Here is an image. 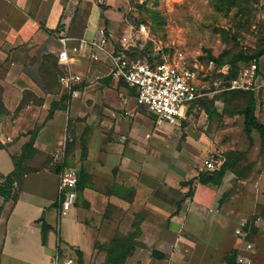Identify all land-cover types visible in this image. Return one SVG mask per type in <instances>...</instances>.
<instances>
[{"label": "rangeland", "instance_id": "1", "mask_svg": "<svg viewBox=\"0 0 264 264\" xmlns=\"http://www.w3.org/2000/svg\"><path fill=\"white\" fill-rule=\"evenodd\" d=\"M90 4L91 7H99V15L103 18L102 25H106L112 44L117 49L125 50L134 59L153 60L179 55L192 59L203 56L213 58L218 66H238L242 62H248L240 56H253L264 49V0H91ZM108 14H111V20H114L112 26H109ZM143 24L146 26L145 32L141 30ZM259 59L264 79V53ZM110 65L108 62L107 66ZM81 69L83 73H90L91 70L89 66ZM37 71L45 84L46 94L24 93L13 105L17 108L12 112L7 108V103L11 104V96L5 95L4 87L0 84V136L1 132H7L5 124L8 120L20 119L23 113L27 112V106H41L47 92L59 98L66 95L62 94V86L58 81L61 68L57 58H45L33 75L37 74ZM6 75V72H1L0 79L4 80ZM84 76L85 80L78 87L95 84L94 97L104 100L106 106H115L119 101V106H136L135 91L123 80H119L117 86H113L111 81L103 86L97 85L99 80H88L86 74ZM110 76L112 77L111 74ZM72 98V95L71 98H65L61 107L69 106ZM95 104L91 106H105ZM244 104L243 94L223 96L215 102L216 111L212 115L207 111L206 116L198 115L193 122H188L180 128L168 123H164L161 128L156 127L153 123L155 115L145 107L138 109L142 113L141 118L153 125L147 129L150 130L147 132V139L156 141L153 153L156 154V168L165 176L163 179L170 185L174 182H192L186 186L185 194L189 195L176 206V214L184 217L187 226L180 231L181 237L172 239L175 248L184 253L186 264H225L226 258L231 257L230 253L234 248V239L228 233L231 225L246 223L252 226L251 230L254 231L257 218L264 215V141L257 131L247 135ZM42 114L43 112H39L38 116L42 117ZM44 114L46 117L47 111ZM38 124H35L33 129L29 128L28 133L22 132L19 136L30 135L31 138L36 133L37 137L40 130ZM66 124L65 129L60 130V151H52V159H49L48 155L45 160V155L39 154L33 147L28 148L26 152L25 171H37L46 161L52 162L49 166L50 178L45 186H39L40 189H45L48 196L55 195L58 176L56 168L59 164L76 169L73 164L74 151L78 142L82 146L81 142L86 134H77V124L73 119H69ZM209 157L217 160L220 168L225 162L228 163V168L222 171L223 173L215 172L214 178L219 180L216 184L203 182L205 173L208 172L203 168V162ZM29 163H37L38 169L29 166ZM23 179L24 176L14 183L11 193L14 189L19 190ZM2 182L4 178L0 177V186ZM35 183H39V177L31 174L26 184L31 188ZM116 188L125 195L126 202L131 200L129 194L123 193V188H126L124 185L115 186L114 190L120 193ZM5 194L0 193V200L4 203L7 202ZM57 197L59 200V194ZM4 203H0V215ZM81 203L87 207L86 203ZM127 204L116 208L115 204L110 203L108 212L117 209L124 214ZM30 212L29 209L26 210L27 214ZM21 215L19 211L16 216L19 219L13 222V226L21 223ZM73 218L74 207L63 217L58 212L53 236L55 244L52 247L49 244L50 233L45 244L50 246L51 250L42 246V233L35 224L29 223L22 234L12 232L7 239L9 252L3 256L2 264H57L58 261H63L65 257L73 254V246L67 247L63 243L60 226L64 237L66 226L71 225L68 221ZM134 232L135 230L131 234ZM256 233L257 230L252 237L259 244V249L263 250L261 236ZM165 242L168 243V240ZM96 245L99 248L98 242ZM140 247H136L125 264L147 263V254H151L152 248L145 247L148 250L144 251L143 255H134ZM100 250L104 254L93 253L86 260L82 257V263L78 254L77 264L102 263L106 251L103 247H100ZM46 253H50V257ZM261 260L264 261V256ZM157 264H169V258L165 257ZM252 264L259 262L257 260Z\"/></svg>", "mask_w": 264, "mask_h": 264}, {"label": "crops", "instance_id": "2", "mask_svg": "<svg viewBox=\"0 0 264 264\" xmlns=\"http://www.w3.org/2000/svg\"><path fill=\"white\" fill-rule=\"evenodd\" d=\"M90 1L0 0V74L3 71L7 73L4 80L0 79V84L4 87L5 95L11 96V104L7 103L9 111L12 112L17 108L13 105L24 93L46 94L42 77L38 71L37 74L33 75V73L39 69L45 58H57L60 44L54 33L62 24L68 27L71 36L89 39L96 37L100 27H106L102 25L103 18L99 15L101 13L99 7L96 5L91 7ZM108 15L109 26H112L114 20H111V14ZM107 63V60L95 62L83 57L76 61L75 68L83 73L81 68L89 66L90 73H83L88 80L97 79L99 80L97 85L103 86L111 81L113 86H117L119 80L110 76V67ZM59 67L61 68L60 65ZM78 86L75 87L76 94L62 87V94L66 93L64 95L66 98L73 96L69 106L61 107L63 96L59 98L47 92L41 106H27L25 109L27 112L23 113L20 119L7 121L8 123L5 124L7 132H1L0 136L3 143V148L0 149V173L5 176L11 173L15 168L13 156L23 154L30 135L19 136L20 133H28L29 128L33 129L35 124L39 123L37 126L40 130L32 147L38 150L39 154L45 155V160L48 155L49 159H52L50 153L54 150L60 151L58 146L61 138L60 130L65 129L69 119H73L77 124V134L84 132L86 134L84 141L81 142L82 146L78 142L74 151L73 164L76 169H71L78 171L76 173L79 180L82 170L89 175V178L82 191L76 188L74 218L68 221L71 225L67 224L64 237L60 226L63 243L67 247L73 246L75 250L71 247L73 254L65 257L63 261H58L59 264H77L76 258L79 252H82L84 260L93 253L104 254L100 247L108 243L117 233L131 234L137 224H140L141 229L139 242L163 253L169 258V264H186L184 253L175 248L172 239L181 237L180 231L187 226L184 217L176 214L178 210L176 206L187 196L185 194L187 185L177 182L170 185L163 179L164 174L156 168V154L153 153V149H156V141L147 139V132L150 131L147 129L152 128L153 125L141 118L142 113L138 109L143 107L137 106L136 98V106H119L120 101L119 104L114 103L115 106H106L104 100L94 97L95 84H85L80 88ZM95 103L105 106H91L96 105ZM53 104L56 105L54 109H52ZM44 111H47L46 117ZM39 112H43L42 117L38 116ZM258 117L264 122V111H259ZM153 123L156 127H162L155 123V117ZM83 147L86 148L84 155ZM28 165L36 167L38 164ZM50 165L52 162L46 161L40 169L36 167L37 171H27L24 174L16 201L9 200L4 203L0 200L1 204L4 203L0 215V264L3 256L9 252L8 236L12 232L22 234L29 223L35 224L41 232V223L38 222L41 217H44L51 226L49 244L51 247L54 246V228L60 209V201L57 200L60 171L57 172L54 196L46 195L45 189L39 187L45 186L50 178ZM31 174L39 177V183L29 188L26 180ZM117 185L134 189L132 193L123 188V193L131 197L129 202L125 201V195L121 194L119 188L116 190L120 193L114 190ZM81 202L86 203L87 207ZM110 203L115 204L116 208L128 203L125 209L127 211L124 214L117 209L108 212ZM27 209L31 211L29 214L26 213ZM19 211L22 213L21 223L13 226L19 219L16 218ZM236 226L237 224L231 225L228 231L234 239V248L230 253L231 257L226 258L225 264H230L232 255L238 254L243 244V240L235 235ZM256 230V235L261 236L264 245V215L259 216L254 223V231L250 235L254 249L247 253L253 258V263L258 260L259 264H264L261 260L264 249L260 250L259 244L252 237ZM166 239L169 244L165 242ZM96 242L99 243V248ZM41 243L44 248L51 250L50 246L43 244L42 234ZM146 250L148 249L141 246L134 255H143ZM150 253L147 254L146 264L160 263L162 259L154 257L151 251ZM48 254L50 257V253ZM259 254L261 255L258 257ZM233 264H236V260Z\"/></svg>", "mask_w": 264, "mask_h": 264}, {"label": "built area", "instance_id": "3", "mask_svg": "<svg viewBox=\"0 0 264 264\" xmlns=\"http://www.w3.org/2000/svg\"><path fill=\"white\" fill-rule=\"evenodd\" d=\"M141 30L146 31L144 24ZM54 35L60 44L57 59L61 73L58 80L63 88L76 94L75 87L84 81L83 73L75 68L78 59L86 57L95 62L107 60L111 64L110 74L136 89L137 106L152 112L158 126L168 123L180 128L193 122L198 115L206 116L202 100L229 90L254 92L258 99V114L264 111V79L258 58L238 64L236 75L228 78L230 64L218 66L213 59L200 56L192 59L182 55L153 60L134 59L125 50H117L105 26L100 27L92 39L71 36L64 24ZM217 163V160L209 157L204 160L203 168L215 170ZM78 181L75 170L67 167L60 170L58 193L62 217L76 203ZM251 229L252 226L246 223L235 228V235L243 240L236 255V264L253 263V258L247 254L254 249L250 239Z\"/></svg>", "mask_w": 264, "mask_h": 264}, {"label": "trees", "instance_id": "4", "mask_svg": "<svg viewBox=\"0 0 264 264\" xmlns=\"http://www.w3.org/2000/svg\"><path fill=\"white\" fill-rule=\"evenodd\" d=\"M120 50V49H117ZM264 49L258 51L253 56H240L243 60H247L248 62L252 58H258L263 55ZM202 58H208L209 57H203ZM213 59V58H212ZM237 65L231 64V70L229 72L228 78L234 77L237 73ZM261 73L263 75L262 69ZM132 88V87H131ZM135 91L136 95V89L132 88ZM230 94H243L245 96V104L243 107V114H244V123H245V131L248 136L251 135L253 131H257L260 134L261 139L264 141V122H262L258 117V99L257 95L254 92L251 91H241V90H229L224 91L221 93L215 94L213 97H205L202 100V106L204 107L205 111H209V113L212 115L213 112H215L214 104L215 102L223 97L228 96ZM66 98V96L62 97V101ZM56 107L55 104H53L52 109ZM36 139V133L32 135L29 142L26 144V146L23 149V154L18 157H13L15 168L14 170L9 173L8 175H3L0 173V177L4 178V182H2V186H0V193H6V200H14L16 201L19 197V190H15L11 193L13 189L14 183L18 182L20 178L24 176V174L27 172L24 170V163L27 160L26 159V152L27 149L32 147L34 144V141ZM3 148V144L0 141V149ZM83 155L84 152H86V148H82ZM82 155V156H83ZM61 166L60 170L65 167L64 164H59ZM228 168V163H224L221 168L218 166L215 170H205L206 172V178L203 180V182H213V183H219V180H216L214 178L215 172L223 173L225 169ZM59 170V171H60ZM223 171V172H222ZM89 178V175L85 173L84 170L81 171L80 174V180L78 181L77 187L79 188V191H82V189L85 187L86 183H88L87 179ZM192 182L184 183V185H188ZM4 186V188H2ZM7 189L8 192H5ZM126 190L133 193V188H126ZM189 195V194H188ZM187 195V196H188ZM184 200V199H183ZM180 203V202H179ZM38 222L41 223V232H42V242L45 245L48 239V233L51 229V226L47 223L44 217H41ZM252 232V231H251ZM141 229L140 224H137L135 227V232L133 234L129 235H123L118 236L119 234H116L108 243L104 244L102 247L106 251L105 259L102 263L99 264H125L126 259L132 255L133 251L138 246L146 247L145 244H142L139 242L138 237L140 236ZM121 235V234H120ZM152 255L158 259L165 258V255L155 249H152ZM236 253L232 255V258L230 259V264H233L236 260ZM79 258L80 262L82 263V252H79Z\"/></svg>", "mask_w": 264, "mask_h": 264}, {"label": "water", "instance_id": "5", "mask_svg": "<svg viewBox=\"0 0 264 264\" xmlns=\"http://www.w3.org/2000/svg\"><path fill=\"white\" fill-rule=\"evenodd\" d=\"M61 166H57L56 171L58 172L60 170Z\"/></svg>", "mask_w": 264, "mask_h": 264}]
</instances>
